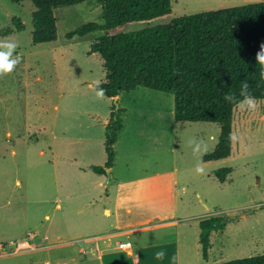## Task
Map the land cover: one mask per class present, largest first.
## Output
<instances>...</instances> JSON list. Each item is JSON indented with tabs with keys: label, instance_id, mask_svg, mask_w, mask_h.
I'll list each match as a JSON object with an SVG mask.
<instances>
[{
	"label": "rangeland",
	"instance_id": "rangeland-1",
	"mask_svg": "<svg viewBox=\"0 0 264 264\" xmlns=\"http://www.w3.org/2000/svg\"><path fill=\"white\" fill-rule=\"evenodd\" d=\"M257 1L264 0H171L170 17L152 24ZM34 10L30 0H0V40L17 42L13 58L21 57L13 72L0 76V264L102 263L96 253L79 248L94 244L96 239L86 242L85 237L99 233V223L106 221L103 206L113 209L117 184L106 182L104 163L105 127L115 102L124 112L110 175L129 182L124 196L133 202L123 218L165 214L173 197L176 212L171 216L181 219L176 225L154 229L137 225L141 230L136 234L105 238V245H110L104 262L219 264L264 254V100H257L255 112L234 107L232 132L239 139L231 142L228 157L202 161L203 171L197 173L201 158L193 154L188 141L203 139L208 146L205 154L211 152L219 124L177 122L173 95L145 87L122 91L116 101L106 96L97 99L94 86L104 80L105 71L100 56L88 51L101 31L71 37L68 33L87 22L102 23L101 6L85 1L54 8L56 39L39 44L31 38ZM15 19L21 30L16 29ZM144 26L134 22L123 31ZM93 166L104 168L103 178ZM224 167L232 171L220 182L215 173ZM115 216L112 210L109 220ZM211 216L223 226L212 231L204 259L198 223ZM158 220H152L154 225L165 224ZM106 226L105 232L116 228L107 222ZM118 240L151 246L161 240L164 245L156 249L162 258L141 254L134 247L139 260L135 263L131 255L115 249ZM21 241L30 246L40 242L46 248H17Z\"/></svg>",
	"mask_w": 264,
	"mask_h": 264
},
{
	"label": "trees",
	"instance_id": "trees-1",
	"mask_svg": "<svg viewBox=\"0 0 264 264\" xmlns=\"http://www.w3.org/2000/svg\"><path fill=\"white\" fill-rule=\"evenodd\" d=\"M19 3L24 0H11ZM33 44L56 39L53 9L85 1L101 6L102 23L87 22L68 36H83L93 31L101 34L91 43L88 54L97 53L103 61L105 77L99 87L109 99L122 91L145 87L173 95V116L179 122H212L220 126L214 149L202 161L226 158L231 153L229 133L232 132L234 105L224 95L239 96L243 81L257 100H264V80L255 55L264 44V1L250 2L219 10L169 18L171 0H30ZM16 29L22 24L15 19ZM134 22L145 26L133 32L124 28ZM115 103L105 127V168L115 156L113 144L122 128L121 112ZM96 174L104 168L93 166ZM232 171L230 167L216 170L220 182ZM198 242L202 257L207 259L212 231L223 226L216 217L202 218ZM219 264H264V254L236 258Z\"/></svg>",
	"mask_w": 264,
	"mask_h": 264
},
{
	"label": "crops",
	"instance_id": "crops-1",
	"mask_svg": "<svg viewBox=\"0 0 264 264\" xmlns=\"http://www.w3.org/2000/svg\"><path fill=\"white\" fill-rule=\"evenodd\" d=\"M119 96H120V94L117 95L116 97L119 98ZM122 126H123V122H122ZM117 137H118V135H117ZM116 140H117V138H116ZM113 161H114V159H113ZM211 161H213V160H211ZM206 162H209V161H206ZM113 164H114V162H113ZM113 164H112V166L110 168H108V171H107L108 180L106 181L108 184H109V181L112 182L110 184H113V185L117 184V185H115L116 186V189H115L116 192L114 194L113 209H112L111 206H106V205L103 206V213H105L106 221L99 223V230H100L99 233H97L95 236L92 235V237L91 236L85 237V241L86 242H90V241H93V240L96 239L94 241V244L89 245L87 248H85V247H80L79 248V250L81 252H86V249H87L88 251H91L92 253H96L98 258L102 261L101 264H109V263H105L104 262L105 258L106 259L109 258V253H106V251L109 248L108 245H110L109 243H107L105 245V243H104L105 242V240H104L105 238H107L109 240V239H113V238H115V237H117L119 235H122V234H126L127 236H130L132 234H136L137 232H139L138 230H141L140 226H137V225H142V226L143 225H145V226L150 225L149 227L154 229V228H158L159 226H163V225H176L177 222L181 219L178 216H171V215H174V213L176 212L175 204L173 202V197H172L171 209L165 214L155 213V214L144 216L143 218H141L142 216L140 214H138L137 215L138 217L136 219H134V220H130V221L129 220H125L123 218L122 214L123 213H126V214L130 213L129 209H130L131 204L133 203V202H127L128 196H124L125 195V191L128 190V183L129 182L126 183V181H121L119 179L118 180L117 179H112L110 174H111V171H112V168H113ZM96 175H98V176L100 175L103 178L102 174H96ZM156 176H161V175L157 174ZM98 184L102 185L101 179L99 180ZM112 190H113V188H112ZM109 194H110L109 193V186L107 185L106 186V195H105L106 199L110 198ZM169 196L171 197L172 194H170ZM112 210H114V212L116 214L115 219L113 221L109 220V218L112 216ZM156 217L159 218V220H158L159 222H164L165 221V224H160V225L155 224L154 225V222H152V220L155 219ZM106 222H107L109 227L114 226L116 228L110 229L109 232L107 231L108 233L103 231L102 229L107 228ZM45 238H46V236L42 237L41 240H43ZM100 239L102 240V242L99 241ZM125 241H130V240H125ZM115 242H116V246H115V249H116V248H118L117 247V243L123 242V241H119L118 240V241H115ZM21 243H26V245H28V247L31 250H37V249H41V248H46V246L45 245L42 246V244L40 242L34 243L32 246H30V243L28 241H21ZM130 243H131L130 248L121 249V250L125 254L131 255V257H133L135 263L138 262L139 260L133 254V248L134 247H135V250L137 252H140L141 254L151 255L154 259H157V260L162 258V256H160L159 258L157 257V254L161 253V252L156 249L157 247H162V245H164V243H162L161 240L158 241V242H155L154 243V244H156L155 246H153V245L151 246L150 243L140 242L139 240L135 241V242H133V241L131 242L130 241ZM150 247L156 249L154 251V253H149L148 250H149ZM112 264H117V263H115L113 261Z\"/></svg>",
	"mask_w": 264,
	"mask_h": 264
},
{
	"label": "clouds",
	"instance_id": "clouds-1",
	"mask_svg": "<svg viewBox=\"0 0 264 264\" xmlns=\"http://www.w3.org/2000/svg\"><path fill=\"white\" fill-rule=\"evenodd\" d=\"M18 43L10 40H0V76L13 72L16 65L20 62L21 57L16 56L13 58V53L16 51ZM256 64L261 68L259 73L260 79L264 80V44L260 45V50L255 55ZM95 92L97 99H103L105 89L95 85ZM224 100L237 107L240 111L255 112L259 108L257 98L252 95L250 91V84L247 81H243L240 86L239 96L234 92H229L224 95ZM239 136L236 132L229 133V141L236 142ZM189 147L192 148L193 154L197 156L198 162L196 165V172L203 171L202 168V156L208 151L207 143L203 139L192 138L188 141ZM162 256V253H158L157 257Z\"/></svg>",
	"mask_w": 264,
	"mask_h": 264
},
{
	"label": "built area",
	"instance_id": "built-area-1",
	"mask_svg": "<svg viewBox=\"0 0 264 264\" xmlns=\"http://www.w3.org/2000/svg\"><path fill=\"white\" fill-rule=\"evenodd\" d=\"M25 246H27L26 243H21L20 242V243H18L17 248H22V247H25ZM130 246H131L130 241H123V242L117 243V247L119 249H128V248H130ZM61 264H67V263H61Z\"/></svg>",
	"mask_w": 264,
	"mask_h": 264
},
{
	"label": "water",
	"instance_id": "water-1",
	"mask_svg": "<svg viewBox=\"0 0 264 264\" xmlns=\"http://www.w3.org/2000/svg\"><path fill=\"white\" fill-rule=\"evenodd\" d=\"M112 99H113L114 101H116L117 97H116V96H114ZM115 108H116V109L118 108V106H117L116 102H115ZM107 171H108V168H106V172H107Z\"/></svg>",
	"mask_w": 264,
	"mask_h": 264
}]
</instances>
